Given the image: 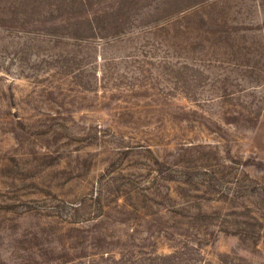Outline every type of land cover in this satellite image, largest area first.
<instances>
[{"label": "rangeland", "instance_id": "374dc122", "mask_svg": "<svg viewBox=\"0 0 264 264\" xmlns=\"http://www.w3.org/2000/svg\"><path fill=\"white\" fill-rule=\"evenodd\" d=\"M0 264H264V0H0Z\"/></svg>", "mask_w": 264, "mask_h": 264}]
</instances>
